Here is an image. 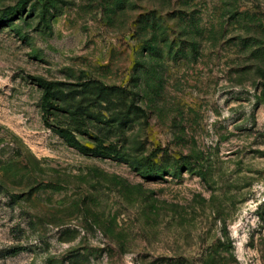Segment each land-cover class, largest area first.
<instances>
[{
  "label": "rangeland",
  "instance_id": "1",
  "mask_svg": "<svg viewBox=\"0 0 264 264\" xmlns=\"http://www.w3.org/2000/svg\"><path fill=\"white\" fill-rule=\"evenodd\" d=\"M18 1L0 264H264V0Z\"/></svg>",
  "mask_w": 264,
  "mask_h": 264
},
{
  "label": "trees",
  "instance_id": "2",
  "mask_svg": "<svg viewBox=\"0 0 264 264\" xmlns=\"http://www.w3.org/2000/svg\"><path fill=\"white\" fill-rule=\"evenodd\" d=\"M24 2H26V1H25V0H19L16 4L8 6V7L6 8V10H5V15H4V16H7V15H9V14L15 12L16 10H18L19 7H20ZM37 79H38L39 81L43 82L44 84H48V82H46V81H45L44 79H42V78H37ZM104 92H105V91L103 90L101 93H104ZM59 133H61V134H63V135H67L66 137H68V138H69V137L73 138V144H74L75 146H77V147H79V148L90 149V148L85 147L83 144H81V142H79L77 139H75V137L73 136L72 133H65V132H63V130H59ZM99 152H100V151H99ZM102 152H103V151H102ZM140 172H141V174H145V173H149L150 170L142 168V169L140 170ZM16 251H17L16 248H12V249L10 250L11 253H16Z\"/></svg>",
  "mask_w": 264,
  "mask_h": 264
}]
</instances>
